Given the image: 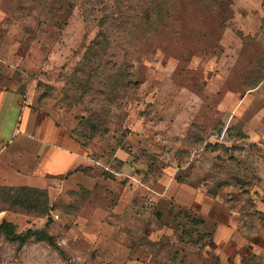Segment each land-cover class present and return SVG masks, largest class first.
I'll list each match as a JSON object with an SVG mask.
<instances>
[{
	"label": "rangeland",
	"instance_id": "1",
	"mask_svg": "<svg viewBox=\"0 0 264 264\" xmlns=\"http://www.w3.org/2000/svg\"><path fill=\"white\" fill-rule=\"evenodd\" d=\"M2 93L0 264H264V0H0Z\"/></svg>",
	"mask_w": 264,
	"mask_h": 264
},
{
	"label": "trees",
	"instance_id": "2",
	"mask_svg": "<svg viewBox=\"0 0 264 264\" xmlns=\"http://www.w3.org/2000/svg\"><path fill=\"white\" fill-rule=\"evenodd\" d=\"M103 30L102 28L98 32L97 36L90 43L88 50H95V52H97L103 47V40L100 39L101 36H103ZM0 197L2 201L7 204L5 207L0 208V211L27 212L44 216L48 214L50 209L46 192L38 187L26 185L2 186L0 187ZM0 234L7 240L16 243V251H18L20 246L31 237L40 241H45L49 245L59 249L53 236L50 235L45 228H28L27 230L17 232L13 222L2 219L0 221Z\"/></svg>",
	"mask_w": 264,
	"mask_h": 264
},
{
	"label": "crops",
	"instance_id": "3",
	"mask_svg": "<svg viewBox=\"0 0 264 264\" xmlns=\"http://www.w3.org/2000/svg\"><path fill=\"white\" fill-rule=\"evenodd\" d=\"M6 94L2 93L0 94V113L2 110V105L5 103L4 99L6 98ZM24 117V116H23ZM0 134H1V127H0ZM32 139V138H31ZM35 140V142L33 140H30L31 142H21V144L19 142H0V182H7V183H18L16 180H20L22 177H24L23 175H20V173L18 172H12V171H7V169L9 168V165L6 164V161L9 163H26L27 162V155H31V151L29 150H22V149H14L16 146H20L24 143H29V144H33L36 145L41 151H44V148L47 145H50L49 147V151L48 152H52L54 153V156L56 155L58 156H63V150H61L58 145V142H39L36 138H33ZM38 141V142H37ZM12 146L9 147L12 150L9 151V153L11 154L10 157H8V155L4 154L7 149L8 146ZM26 177V176H25ZM3 218H0V221Z\"/></svg>",
	"mask_w": 264,
	"mask_h": 264
}]
</instances>
